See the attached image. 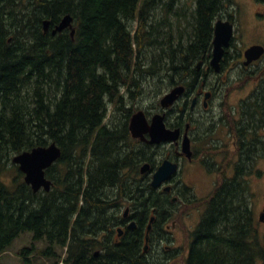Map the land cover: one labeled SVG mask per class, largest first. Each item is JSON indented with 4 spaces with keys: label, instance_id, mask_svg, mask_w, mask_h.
<instances>
[{
    "label": "trees",
    "instance_id": "trees-1",
    "mask_svg": "<svg viewBox=\"0 0 264 264\" xmlns=\"http://www.w3.org/2000/svg\"><path fill=\"white\" fill-rule=\"evenodd\" d=\"M183 2L0 0V174L8 164L16 166L11 159L22 151L51 142L61 150L45 170L49 191H33L20 171L11 185L0 179V252L30 231L35 240L46 241L44 254L54 257L53 264L61 256L56 245L66 247L65 264H147L139 238L109 239L108 215L128 203L131 211L141 207L142 219H158L177 204L152 188L149 177L135 176L144 154L135 145L132 157L123 154L122 128L113 132L103 123L113 121L109 113L125 102L122 86L133 89L127 97L134 106L144 85H154L156 99L174 85L191 86L187 81L197 62L207 64L213 21L224 0H197L187 14ZM233 5L225 0V12ZM66 14L76 29L52 34ZM261 77L241 104L242 121L251 129L258 122L264 128V66ZM217 149L222 146H211L208 155ZM240 150L232 177L226 175L227 157L216 161L214 188L198 200L204 209L185 237L184 264H264V230L254 220L257 206L248 179L258 163L254 142ZM122 162L134 164V176L121 173ZM101 244L103 253L95 256L91 250Z\"/></svg>",
    "mask_w": 264,
    "mask_h": 264
},
{
    "label": "flooded vegetation",
    "instance_id": "flooded-vegetation-1",
    "mask_svg": "<svg viewBox=\"0 0 264 264\" xmlns=\"http://www.w3.org/2000/svg\"><path fill=\"white\" fill-rule=\"evenodd\" d=\"M183 1L182 4L187 10L186 14L190 11L189 9L193 10L198 7L197 0ZM244 1L249 6L246 16L243 15V3L234 0L233 6L226 7L227 12H225V0L222 3L220 18L224 22L226 20L231 22L233 35L230 37L228 44L223 45V53L219 60L220 73H214L210 54L207 57V64L205 62L202 64L199 61L200 63L196 65L195 69L196 74L190 75L187 82H192L191 86L182 84L183 91L167 107H161L160 105L161 94L157 95L158 102L153 105L135 104L133 106L131 100L127 97V85L122 86L121 93L126 98L125 102L121 104L118 110L115 108L110 112V118L113 121L109 122L105 119L103 123L109 126L113 132H118V129L122 128L123 134L120 132V135H122L120 137V147L123 154L132 157L134 145L138 153L142 152L144 154L142 160L137 163V174L135 176L137 178L149 177V184L152 188L168 193L171 195V200L177 204L171 210L165 211L164 217L160 216L156 219L154 216L148 230L150 218L148 220L142 219V211L139 205L135 207L137 211H131V206L126 203L123 208L114 214L113 227H109L107 230V232H111L110 238L113 242H117L124 237L139 238L142 246L140 252L145 258L152 259L153 263L158 261L167 263L172 259L180 258L184 250L181 246L182 241L200 220L205 205L198 202V200L211 193L217 175L216 172L213 173V171L208 170V165L205 162L210 158L206 153H208L211 146H222V149H217L219 153L215 154V157L220 158L222 155L227 157L226 175L229 177L233 176L235 165L240 153L243 151L240 150V145L250 144L251 141L254 142V156L257 162L262 161L264 165V145L262 144L264 142V128L258 122L254 129H251V125H247L242 121L241 111V104L251 96L254 88L259 85L262 78L261 71L264 66V0ZM249 36L254 38L250 39ZM251 46H261L263 51L257 58H252L247 62L246 50ZM174 86L165 92L171 90ZM141 100L143 99L140 98L139 101ZM217 100H219V103H217ZM215 103L225 110L224 118H219L220 122L216 119L217 116L210 112L214 109ZM226 104L232 105L233 108L226 106ZM139 110L143 113L146 121V123L142 122L140 125H151L153 116L161 114L164 116L165 127L177 131L176 138L159 143H150V135L146 131L141 133L142 136H134L130 129V122L133 114ZM116 118L124 120L126 125H119L115 120ZM123 128H126V130ZM220 128L224 132V142L223 138L220 139L218 133ZM185 138L191 151L189 157L183 152ZM166 159L176 164V170L160 185L154 187L151 185L153 173ZM144 164H148V168L142 171ZM122 166V174L126 177L134 176L132 174L133 163L126 162L125 164L122 162ZM196 170L202 176L194 179L187 177V171ZM213 176L215 179L211 181V183L214 181L211 191L206 196L198 195V193H204L209 186V180ZM252 177L263 178L264 167H259L257 164L249 175V178ZM115 184L124 188L120 181H115ZM193 209L198 213V221L190 230L182 217ZM254 214V220L257 222L259 231L260 227H263L264 230V188L261 193V204L255 209ZM110 219L108 218L109 221ZM98 227L93 229L95 231L100 230L101 228L97 229ZM86 229L90 231L89 227H86ZM187 230L189 231L186 232ZM105 232L106 230L103 234ZM147 233L148 238L146 239ZM97 254L94 253V255Z\"/></svg>",
    "mask_w": 264,
    "mask_h": 264
},
{
    "label": "water",
    "instance_id": "water-1",
    "mask_svg": "<svg viewBox=\"0 0 264 264\" xmlns=\"http://www.w3.org/2000/svg\"><path fill=\"white\" fill-rule=\"evenodd\" d=\"M72 17L66 14L62 17L60 22L54 26L51 30L52 34L60 32L63 29L71 26ZM49 21H43L44 30H48ZM73 30L71 29V34ZM232 35V25L227 21L217 20L214 27L213 37V54L211 58L212 66L216 71L219 70V60L223 53V45H227ZM263 49L261 46H251L246 50L247 62L252 58H257ZM183 91V86H176L166 93L160 100V104L163 107H167L177 98V96ZM164 116L156 114L152 118L151 125H140L142 122L146 123L143 113L139 110L133 114L131 118L130 129L134 136H142L141 133L146 131L150 135V143H159L161 141L174 140L176 138L177 131L169 130L165 127ZM183 152L189 157L191 151L189 143L184 139ZM61 152L59 147L54 143H50L47 146L34 147L29 151H23L12 157V162L18 165L19 170L24 173V181L30 184L34 191H37L41 187L45 190L50 188V180L45 177V169L49 167L57 158H59ZM148 164H144L142 171L147 170ZM176 170V164L169 160H163L153 173L151 185L157 187L169 175ZM151 217L150 220H152ZM150 224L148 225V229ZM147 239V236H146ZM97 254V252L95 253Z\"/></svg>",
    "mask_w": 264,
    "mask_h": 264
},
{
    "label": "rangeland",
    "instance_id": "rangeland-1",
    "mask_svg": "<svg viewBox=\"0 0 264 264\" xmlns=\"http://www.w3.org/2000/svg\"><path fill=\"white\" fill-rule=\"evenodd\" d=\"M237 1L239 3H243V15L246 16L247 15L246 11L249 10L248 3L244 0H237ZM153 6H155V4H153ZM220 14H219V16H220ZM71 29H76L74 24L72 25ZM249 38L253 39L254 37L249 36ZM219 78L221 79V77H219ZM255 79H256V77H255ZM141 88H142L141 93L138 95V98H137V100H138L136 103L137 105L142 104L145 106H149L150 104L153 105L154 103L158 102L159 98L154 99V93L153 92L156 91L154 85H153V87H150V86L147 87V84H146ZM132 91H133V89L131 87H129V85H127V92L131 95ZM140 98L143 100L139 101ZM219 100H220V102L222 101L221 98ZM219 100H217V103H219ZM226 106L233 108L232 105L226 104ZM210 112H212L213 114H215L217 116L216 119L219 122H220L219 118L223 119L225 116V110L222 109V107H219L216 103L214 105V109ZM109 117H111L110 113H109ZM218 133L220 135V139L222 140V138L224 136V132L221 130V128L219 129ZM223 142H224V138H223ZM207 160L211 161L214 164V166L212 165V169L213 168L214 169L213 170L211 169L210 171H213V173H215V171H216L215 169L217 167H219L218 162H216L214 160V158H210ZM257 164L259 167H262V168L264 167L262 161L260 163H257ZM16 174H17L16 166L8 164V166L1 172L0 179L4 183L11 185L12 179ZM200 174L201 173H199L198 170L186 172L187 177L190 179L191 178L194 179L195 177L199 178L200 176H202ZM213 179H215L214 176L211 177V179L209 180V186L204 191V193H198V195H205L206 196L211 191V189L213 187V183H214V181H213V183H211V181ZM248 179H249V182H250V185L252 188V192L254 194V206L259 207L261 204V193L263 192V188H264V177L263 178L252 177V178H248ZM120 183L123 185L124 188L127 187L126 182L124 183L122 181ZM113 207H115V205H113ZM132 210L137 211L135 206L132 207ZM108 218H111L110 221L113 224V222L115 221V215H113V214L108 215ZM182 219L187 223V226H188L187 228L191 230L195 226L196 222L198 221V213L195 209H193L189 213L185 214L182 217ZM262 230H263V227H260V231H262ZM188 231L189 230H187L186 232H188ZM186 235H188V234H186ZM109 239H111V238H109ZM106 240L107 239H105L104 237L100 238L101 242H103V241L106 242ZM47 246H48V244L46 243V241L35 240L33 238L32 232H30V231L22 232L17 237H15L13 239V241L10 243V245L4 251L0 252V264H53L54 257L52 258L49 255L44 254V251L46 250ZM181 246L184 249L183 255L180 256V258H177L175 260L172 259L170 262H167L164 264H184V254L186 252V241H185V239L182 241ZM26 249H29V250H26ZM97 249L98 248L92 249L91 252L93 253ZM99 250L101 251V253H103V251H102L103 250V244H101V247H99ZM55 251H56V253H60L61 256L63 255V249H61L60 247H56ZM23 252L25 253L24 255L22 254ZM24 256H26L27 259ZM146 263L147 264H154L152 262V259H150L148 257L146 258ZM155 263L158 264L161 262L158 261Z\"/></svg>",
    "mask_w": 264,
    "mask_h": 264
},
{
    "label": "bare ground",
    "instance_id": "bare-ground-1",
    "mask_svg": "<svg viewBox=\"0 0 264 264\" xmlns=\"http://www.w3.org/2000/svg\"><path fill=\"white\" fill-rule=\"evenodd\" d=\"M187 24H188V23H187ZM185 83H186V82H185ZM95 252H98V254H99L101 251L97 249V250L94 251V253H95ZM98 254H97V255H98ZM97 255H95V256H97Z\"/></svg>",
    "mask_w": 264,
    "mask_h": 264
}]
</instances>
